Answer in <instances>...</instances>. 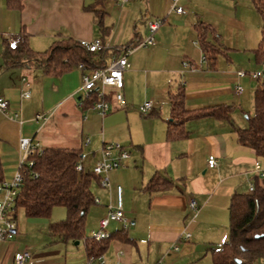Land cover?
Here are the masks:
<instances>
[{
	"label": "crops",
	"instance_id": "obj_1",
	"mask_svg": "<svg viewBox=\"0 0 264 264\" xmlns=\"http://www.w3.org/2000/svg\"><path fill=\"white\" fill-rule=\"evenodd\" d=\"M170 4L171 0H130L121 7L120 0H25L18 10L0 0V97L9 102L11 114L20 115L10 120L0 112L5 178L18 167L20 138H32L44 149H82V165L88 170L101 159L107 144H118L130 152L123 166L109 173L108 187L93 183L99 203L93 204L85 220V233L91 237L109 207L117 206L121 187L129 224L125 228L112 221L107 232L117 235L125 231L129 241L114 238L102 260L91 264H213L211 250L220 248L229 237L232 197L252 194L251 187L256 185L264 187L255 171L256 162L264 168V158L239 143L237 134L249 126L260 85L251 77L261 67L254 53L262 29L253 0H187L183 15L169 12ZM92 6L105 11L101 22L111 28L104 43L108 65L116 58L114 49L148 36L149 19L164 21L154 35L155 44L129 56L124 104L111 99L112 109L105 116L92 107L78 106L82 77L77 68L51 76L32 64L7 67L5 60L7 44L21 35L38 53L59 39H100L101 23ZM203 28L207 39L222 51L214 67L203 60L197 43L198 29ZM239 71L246 75L239 77ZM236 85L243 88L240 96L235 93ZM179 89H183L184 107L191 114L219 106H231L232 112L228 118L185 115L171 137V94ZM27 91L30 98H22ZM145 102L153 103L148 115L140 111ZM37 115L46 119L37 120ZM211 155L218 163L212 169L208 167ZM157 175L169 182L150 192L146 186ZM191 199L200 206L196 217L189 209ZM16 221L15 235L17 214ZM185 234L190 239L184 240ZM49 236L50 243L44 240L41 246H28L17 236L0 242V264H14L15 254L25 248L31 252L26 264L87 263L84 241L66 243ZM191 240L195 243H189Z\"/></svg>",
	"mask_w": 264,
	"mask_h": 264
},
{
	"label": "trees",
	"instance_id": "obj_2",
	"mask_svg": "<svg viewBox=\"0 0 264 264\" xmlns=\"http://www.w3.org/2000/svg\"><path fill=\"white\" fill-rule=\"evenodd\" d=\"M25 0H7L8 7L21 10ZM254 7L261 17V40L254 56L257 63H264V0H253ZM95 17L101 23V41L103 48L97 53H89L80 42L72 38L56 40L44 53L34 52L28 45L26 37L18 40V49L12 50L7 44L5 60L7 67L35 65L41 67L47 75H62L80 63H85L91 68H105V47L110 29L101 22L105 15L104 10L90 7ZM205 28L198 29L197 43L203 52V60L214 67L218 55L221 54L219 45L209 41ZM142 39H136L123 47L114 49V54L119 57L126 48H133ZM260 85L255 92V113L249 117V126L238 130L239 143L250 147L256 154L264 158V79L259 80ZM183 89L176 94H171L173 121L168 128L169 136H174V130L180 127L186 116L200 118L215 116L228 118L232 112L231 106H219L201 109L189 113L184 107ZM97 98L86 101L85 108H93ZM109 101L111 99L109 98ZM186 115V116H185ZM84 153L82 149L42 148V152L32 158L34 165L24 169V181L19 189L15 203V211L21 208L30 220L49 221L55 207H64L67 212L65 220L49 224V234L56 240L63 242L84 241L88 258L102 256L108 244L114 238L124 241L126 232L111 235L108 239L95 241L85 233V220L90 208L95 203L92 191L94 182H100V177L91 170H76L82 164ZM32 173H37V178H32ZM6 180L5 171L0 154V184ZM162 176L153 177L146 189L156 192L168 183ZM16 212L14 217L16 218ZM126 230V229H124ZM264 257V187L256 185L252 194H235L230 203L229 237L220 248L211 250L213 264H255ZM240 262V263H239Z\"/></svg>",
	"mask_w": 264,
	"mask_h": 264
},
{
	"label": "built area",
	"instance_id": "obj_3",
	"mask_svg": "<svg viewBox=\"0 0 264 264\" xmlns=\"http://www.w3.org/2000/svg\"><path fill=\"white\" fill-rule=\"evenodd\" d=\"M130 0H120L121 7ZM187 0H171L169 12H173L179 15L186 13L187 9L185 3ZM161 19H149L147 26L149 30L148 36L140 41L136 47L126 48L123 50L119 57H116L105 68H91L85 63H80L77 69L81 72L82 84L79 89L78 106L82 109L85 108L86 101L92 99L94 96L97 101L94 103L93 108L98 111L101 116L107 115L112 109L113 99L118 105L124 104V73L130 68L129 56L139 48L149 47L155 44L154 35L163 24ZM18 39L14 38L9 41V47L12 50L18 48ZM80 45L83 46L89 53H97L103 48L101 39L94 41H80ZM105 45V44H104ZM204 59V58H203ZM185 68H189L188 64H184ZM239 77L245 76V71H239ZM251 77L255 80L264 79V63L258 71L251 73ZM29 87V84H27ZM235 93L241 95L243 88L240 85H236ZM22 98H30V93L23 92ZM153 109L152 102H145L140 106L142 115H148ZM0 112L10 120L19 119V114H11L9 112V102L0 97ZM37 120L46 119L44 115H37ZM89 139L86 140L88 144ZM42 152L41 144L32 138H20L19 140V161L15 176L9 180L0 184V242L9 241L15 237L17 231V221L15 215V203L18 196L19 189L24 181V169H30L34 162L32 160L35 155ZM116 152V154H115ZM130 152L121 147L118 144H107L102 149L101 159L94 165L93 172L100 177V184L102 187L109 186V173L113 170L119 169L123 166L124 162L130 158ZM217 159L211 155L208 158V167H217ZM82 164H78L76 170L81 171ZM255 171L258 174L261 181L264 183V168L259 162L255 164ZM37 173H32V178H37ZM255 187H251L253 192ZM99 203V200H95ZM189 209L193 213V217H196L200 211V206L195 199L189 201ZM114 222H120L126 228L129 224L126 218L125 211L123 209L121 200V187H118V204L116 207L110 206L107 216L102 218L99 223V229L92 233V238L95 241H102L108 239L110 234L107 232L109 224ZM190 234H185L184 240L190 239ZM174 250H178L177 246L173 247ZM31 257L29 248L18 251L14 257V264H26ZM102 256L91 257L87 263L91 264L95 260H102ZM156 264H165L160 261Z\"/></svg>",
	"mask_w": 264,
	"mask_h": 264
},
{
	"label": "rangeland",
	"instance_id": "obj_4",
	"mask_svg": "<svg viewBox=\"0 0 264 264\" xmlns=\"http://www.w3.org/2000/svg\"><path fill=\"white\" fill-rule=\"evenodd\" d=\"M16 169L17 168H15L12 172H10V175H8V177L12 179L16 174ZM10 178L6 177V181L11 180ZM16 214L18 215L19 230H18V234L15 236L18 237V240L23 239L27 244L31 243L39 246H41L44 240L47 242V244H49L51 241V238L48 234L49 224L52 222L55 223L61 220H65L67 217V212L64 207H55L53 209L49 223L46 221L37 222V223L30 222L21 208L17 210ZM189 243H195V241L191 240ZM28 246L30 245L28 244ZM181 246L182 244L180 245V247ZM79 247H83L82 244ZM255 264H264V257L259 258Z\"/></svg>",
	"mask_w": 264,
	"mask_h": 264
},
{
	"label": "water",
	"instance_id": "obj_5",
	"mask_svg": "<svg viewBox=\"0 0 264 264\" xmlns=\"http://www.w3.org/2000/svg\"><path fill=\"white\" fill-rule=\"evenodd\" d=\"M76 244H78V242H76ZM240 263V262H239Z\"/></svg>",
	"mask_w": 264,
	"mask_h": 264
}]
</instances>
